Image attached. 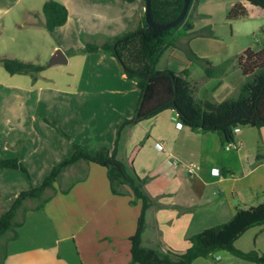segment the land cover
Segmentation results:
<instances>
[{"label": "crops", "instance_id": "crops-1", "mask_svg": "<svg viewBox=\"0 0 264 264\" xmlns=\"http://www.w3.org/2000/svg\"><path fill=\"white\" fill-rule=\"evenodd\" d=\"M110 1L119 4L121 0ZM128 4L135 5V30L141 25L144 9L140 0ZM191 10L189 16L192 19L194 14ZM203 39H192L190 48L199 58L207 59L213 65L208 56L199 53L195 47L196 41ZM64 54L68 60L67 54ZM180 62L182 67L174 73L180 74L188 69L187 79L196 84V97L200 84L192 72V65L187 60ZM216 68L215 75L208 80L216 79L220 86V80L221 83L225 80V74H220V70L224 73V69L223 66ZM233 69L240 72L238 66ZM17 91L21 89L16 90V95ZM18 100L20 112L26 104ZM172 116L171 110H165L152 119L125 126L117 158L125 164L129 173L143 181L142 190L151 200L145 211L141 246L160 253L170 251L181 254L189 247L190 237L228 222L234 215L236 204L248 208L264 203V127L238 128L234 131L233 141L222 145L215 133H203L184 126L177 128ZM157 144L162 146V150L156 148ZM0 148L3 151L8 148V144L1 139ZM0 156L17 157L21 161L16 155L4 156L0 152ZM257 156L261 157L260 161L256 160ZM168 161L175 162V165H168ZM72 167L77 172L82 169L85 177L81 183L63 191L66 194L62 197L71 202L62 206V214L52 202L41 209L35 208L36 204L30 206L32 201L26 202L28 210L23 217H18L22 225L15 229L16 238L11 240L12 234L9 233L0 239V261L3 264L130 262L129 238L135 233L141 202L130 205L131 195L126 190L122 196L112 195L103 167L86 162ZM8 171L11 170H0V174L7 178L5 183L0 184V214L11 206L14 197L25 187L23 180ZM69 210L71 214H67ZM55 213H58L57 217ZM72 222L75 224L73 227ZM249 231L253 233L250 242L248 237L241 241ZM234 244L244 253H263L264 229L251 228ZM192 264L251 263L218 252L199 258Z\"/></svg>", "mask_w": 264, "mask_h": 264}, {"label": "rangeland", "instance_id": "rangeland-1", "mask_svg": "<svg viewBox=\"0 0 264 264\" xmlns=\"http://www.w3.org/2000/svg\"><path fill=\"white\" fill-rule=\"evenodd\" d=\"M45 1L0 0V59L7 57L44 67L33 81L27 75H9L0 62V139L8 144L0 152L4 156L16 155L23 162L28 176L19 171L8 172L23 180L24 190L30 185L39 186L52 167L70 157L73 143L90 153L101 146L110 149L115 143L119 146L124 120L134 116L139 98L135 83L125 78L114 57L82 51L87 44L101 45L133 30L135 5L120 0L119 4L110 0H57L67 8L68 20L49 33L42 25ZM236 2L242 4L246 15L229 21L228 13ZM140 5L145 9L143 0ZM191 11L194 18L188 20L204 35L203 40L196 41L201 44L196 43V49L216 67L223 66L224 73L220 70V74H225L219 86L216 79H206L198 65L192 64V72L200 84L196 99L217 103L235 98L247 78L233 68H237V59L246 50L261 47L264 12L240 0H197ZM58 49L67 54L68 62L49 66ZM182 59L186 60L182 50L169 47L155 69L176 72L182 67ZM17 89L21 91L16 95ZM18 99L26 104L20 112ZM72 168L73 171L66 169L53 185L54 190L44 195L46 203L52 202L60 214L62 206L71 202L62 197L66 194L63 191L85 177L82 169L77 172ZM5 179L1 173L0 184ZM32 202L30 206L37 204ZM252 234L249 231L241 241L248 237L250 242Z\"/></svg>", "mask_w": 264, "mask_h": 264}, {"label": "trees", "instance_id": "trees-1", "mask_svg": "<svg viewBox=\"0 0 264 264\" xmlns=\"http://www.w3.org/2000/svg\"><path fill=\"white\" fill-rule=\"evenodd\" d=\"M133 3L137 0H121ZM197 0H190L185 18L175 27L165 30L148 28L145 13L141 25L132 31L114 37L101 45L87 44L84 53L102 52L114 57L121 66L126 79L133 81L139 90V98L134 116L124 120V127L152 119L165 110H171L182 126L203 133H215L222 145L233 141L234 131L238 128L264 127V42L255 51L246 50L238 59L240 73L247 78L238 90L235 98L218 103L200 101L195 97L196 84L187 79L188 69L180 74L170 70L155 69L160 56L169 47L185 53L188 64L200 66L205 78H212L218 68L207 59L199 58L190 48L189 42L194 38H204L196 31L188 19L189 11ZM264 12V0H240ZM144 7H145V1ZM183 0H151L150 15L156 24L172 22L181 12ZM244 7L238 3L228 13L229 21L243 19ZM43 27L49 33L65 25L68 19L67 8L57 0H46L42 7ZM209 36V35H205ZM2 67L9 75H27L33 81L44 70L43 66L32 62L3 57ZM118 146L112 149L99 147L94 153L72 144V154L67 159L52 167L49 174L39 186H31L19 192L11 206L0 214V239L11 233V240L16 238L15 229L22 225L18 217L26 213L28 201L36 202L35 208H42L46 203L44 195L54 190L53 185L62 173L80 162L92 163L106 170V177L112 195L122 196L126 190L133 198L130 203L141 202L136 230L130 243V262L128 264H192L199 258H207L218 252H225L251 264H264V252H241L234 242L247 230L254 227L264 229V203L242 208L235 205L232 218L219 226L205 229L188 239L189 247L184 253L170 251L160 253L141 246V236L145 227V211L151 200L142 190L143 181L128 172L125 164L117 158ZM261 160L260 156L256 157ZM0 170L20 171L28 176L23 163L17 157L0 156ZM3 264V261H0Z\"/></svg>", "mask_w": 264, "mask_h": 264}, {"label": "water", "instance_id": "water-1", "mask_svg": "<svg viewBox=\"0 0 264 264\" xmlns=\"http://www.w3.org/2000/svg\"><path fill=\"white\" fill-rule=\"evenodd\" d=\"M144 1H145L144 19L147 27L151 29H159V30L170 29L177 26L185 18L188 12L189 2H190V0H183V6L181 12L172 22H169L167 24H156L150 15L151 0H144ZM66 63H67V58L60 49L56 50L49 60V66L66 64Z\"/></svg>", "mask_w": 264, "mask_h": 264}, {"label": "built area", "instance_id": "built-area-1", "mask_svg": "<svg viewBox=\"0 0 264 264\" xmlns=\"http://www.w3.org/2000/svg\"><path fill=\"white\" fill-rule=\"evenodd\" d=\"M172 121L174 122V124H175V126L177 127V128H182V124L180 123V121H178V119H177V117L176 116H173L172 117ZM156 148L158 149V150H162V146L160 145V144H157L156 145ZM168 165H175V162H171V161H168Z\"/></svg>", "mask_w": 264, "mask_h": 264}]
</instances>
